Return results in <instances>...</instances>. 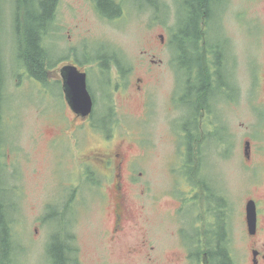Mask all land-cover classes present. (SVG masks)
I'll return each mask as SVG.
<instances>
[{"label": "rangeland", "instance_id": "374dc122", "mask_svg": "<svg viewBox=\"0 0 264 264\" xmlns=\"http://www.w3.org/2000/svg\"><path fill=\"white\" fill-rule=\"evenodd\" d=\"M179 1L119 0L124 12L110 19L100 14L96 0H58L56 15L43 40L48 54L53 50L56 54L55 65L48 69L49 86L44 87L35 82L19 57L17 0H0V74L7 140L0 147V167L6 175L4 184L12 190L7 195L0 186V193L8 202V218L14 220L15 264H55L52 258L57 245L62 246L67 262L64 241L54 238L57 232L53 226L58 227L59 222L50 218L59 210V202L70 195L75 204L71 234L78 264H186L185 259L179 262L169 257L176 247L170 235L174 228L170 213L178 205L176 194L181 187L175 172L180 153L177 127L180 129L179 118L187 116L179 106L183 105L179 98L183 81L175 66L177 48L171 44ZM215 9L213 36L220 39L222 48H231L236 90L232 101L218 105L221 116L217 119L228 126L230 141L227 148L213 149L207 176L226 188L224 195L232 216L230 248L236 262L251 264L257 253L253 248L264 251V230L260 228L258 236L250 238L246 221L250 199L258 201L264 216V0H218ZM35 10L40 11L39 4ZM184 24L182 21L178 27ZM100 50L116 51L132 67L125 82L114 67L106 74L109 78L104 77ZM83 54L88 59L81 63V69L88 74L95 100V110L87 120L78 118L68 107L56 81L62 65L82 59ZM255 62L257 74H253ZM137 77L143 80L138 82ZM138 85L142 86L140 91ZM105 114L117 120L113 134L97 127ZM199 125L203 127L199 129L200 141L204 122L199 121ZM189 127L193 130L194 124ZM247 139L252 142L250 160L244 155ZM118 144H124L128 163L133 162L135 169L132 181L126 168V178L119 182L131 196L130 204L140 212L137 218L145 231L131 232L134 239L115 244L119 249L109 234L115 204L110 189L116 181L101 173L95 155L98 149ZM86 158L93 179L86 180L81 174L80 164ZM187 183L192 187L191 181ZM200 187L198 201L202 199ZM66 218H70L69 213L59 216L63 221ZM261 223L264 227V220ZM143 234L149 246L145 255H125L127 243L143 247L136 243L137 237L144 240ZM49 245L53 256L49 255Z\"/></svg>", "mask_w": 264, "mask_h": 264}, {"label": "flooded vegetation", "instance_id": "af4514ba", "mask_svg": "<svg viewBox=\"0 0 264 264\" xmlns=\"http://www.w3.org/2000/svg\"><path fill=\"white\" fill-rule=\"evenodd\" d=\"M117 2H119V0H117ZM216 15L215 9V11L208 16V20L201 23V30H206L207 32L206 39H201L199 42V50L200 52L202 51V54H204L203 60L205 61V64L207 60V66L205 68V75L207 79H204L206 83L205 88L204 86H199L202 80V78L199 77V68L197 67L198 61L196 60L199 59V57L196 59L191 57L192 61L188 67H185V64H187L185 57L190 58L191 50H189L187 55L184 56L183 47H179L177 49L178 60L175 62L180 78L179 80L183 81L181 84L179 98L182 104H185V107L183 105L179 106L181 109H185L187 116L179 118L178 123H180V129L177 127L178 134L180 136V153L178 157V168L175 172L176 181H178L181 187H178L176 194L178 205L175 207L174 213H170V217L174 221V228L170 231V235L176 247L169 253V257L170 259H175L179 262L185 259L186 264H216L217 262H215V259H217L218 262L222 260L220 257V253L224 252L222 249L227 246L231 247L232 242V239L230 238V219L232 216L229 201L227 200V196L224 195V190H226V188L223 184L221 185L216 182L215 179L211 180L207 176L210 172V166L208 163L212 162L213 164V149L216 147L227 148L229 147L228 143L230 141L228 126L225 121L217 119V117L221 116L218 105L227 101H232L236 90V87L232 83L233 73L235 72L234 66L236 65L234 61L235 59L232 58L233 56L231 55V48L227 47V50L222 48L220 39L214 38L213 36L212 21ZM224 39L225 41L228 40L227 37H224ZM205 43H207V47L204 49L203 46ZM205 51H207L206 56ZM82 56V59L85 58L83 61L82 59L77 58L75 61L64 63L60 68V78H56V81L60 83V87L62 89L61 95H63L62 97H64L68 107L78 118H81V120H87L92 116L95 110V100L94 109L90 116L83 117L74 112L67 101L64 90V78L62 75V70L67 65L75 66L78 70L85 71L81 69V63L87 61L88 58L85 54ZM98 56L101 58L100 67L104 77H106V69H103V66H108L109 69H113L114 67L117 70V74L121 79V82L126 81L127 75L131 72L132 67L120 58L116 51L110 52L100 50ZM55 62L56 54L53 50L41 69L35 68L32 73L33 75L29 72V70L28 72L35 78L36 83L39 85L42 84L44 87H48L49 78H47V75L51 72V70L48 69L49 67L54 66ZM257 73H259L258 63L255 62V70L253 74ZM107 78L109 77L107 76ZM142 80V77H137L138 82ZM109 81L110 80L108 79V82ZM137 89L140 91L142 86L138 85ZM149 117L150 115L147 116V118ZM102 118L104 119L100 120V125H97V127L100 128L103 133H105V131L106 133H115L118 128L116 118H110L109 114H105ZM199 121H202V123L204 122L203 138L200 141L199 129L203 127H200ZM262 121L263 119L260 120L259 124H262ZM190 124H194L193 130L190 129ZM5 130V125L0 127V147L7 142ZM146 133H149L148 145L150 146L152 143L150 131ZM214 133L215 136L213 135ZM108 137L110 139L112 135ZM210 142L213 143V146L210 145ZM247 142H250V149L247 153L244 148V155L246 159L250 160L252 142L248 139L245 140V147ZM204 149H206V154L203 153ZM78 153L80 155L79 159L81 160V149ZM95 155L96 161L98 162L96 165L101 170V173L108 179L113 180V182L116 181V183H112V187L110 189L114 196L115 204L113 205L111 213V229L109 230V234L110 240L114 246L115 244L121 245L125 239H134L131 232L139 230L142 233H145V231L141 230L140 223L137 218V215L140 212L137 213L135 208L130 204L131 196L123 191L124 187H122V183L119 182V179L126 178V168L128 169L127 172L129 174L128 177L130 178V181L133 180V171L135 170L134 165L133 162L128 163V156L125 151L124 144L114 145L113 147L108 145L106 149H98L97 152H95ZM86 162L87 158L81 161V174L86 177V180L89 178L93 179L92 175L89 176L91 171L87 169V165L85 164ZM5 177L6 175L2 173V169L0 167V186H4L7 195H9V192L12 193V190L6 186V182L4 184V180L6 181ZM189 181L193 183L192 187H189L187 183ZM96 182L100 183V180H96ZM199 184L201 185L200 190L202 193V199H200V201L196 198L199 193L197 189ZM187 187L188 189L185 190ZM253 200L257 205L258 222L257 232L255 234H250V238L258 236L260 228L264 230L261 223V221L264 220V216L262 218V212L258 205V201L255 199ZM73 202L74 199L71 195L68 199L60 201L59 205L56 207L59 210L57 212L54 211L50 218V221L52 222H59L58 227L53 226L54 233L57 232L56 235L54 234V238L62 239L64 241L66 250L69 253V257L67 259L68 264H71L72 260H75V264H78L76 255L77 249L73 243L74 236L71 234L75 220V204H73ZM67 213L70 214V218H66L65 221L59 219V216H66ZM149 236L152 240V231L149 232ZM143 239L144 240L142 241L140 237H137L136 239L137 245H142L143 247H133L130 243H127L125 246L127 254L125 255L134 256L140 253L145 255L146 250L149 248L146 242V234H143ZM151 247L154 248V246ZM175 250L179 251L176 252ZM253 251H256L257 255L255 257L253 254L251 264H264V251L257 248H253ZM228 252L234 256L231 248H229ZM214 254H218V256ZM147 255H150V253H147ZM234 264H237L236 259H234Z\"/></svg>", "mask_w": 264, "mask_h": 264}, {"label": "trees", "instance_id": "16d2710c", "mask_svg": "<svg viewBox=\"0 0 264 264\" xmlns=\"http://www.w3.org/2000/svg\"><path fill=\"white\" fill-rule=\"evenodd\" d=\"M96 1V7L102 16L115 19L123 14V6L117 2V0ZM217 1L218 0H180L179 3L181 6L176 16L177 22L171 36L173 49L174 45L177 49L182 46L184 56H186L188 51L191 50L190 58L185 57V61L187 62L185 67L189 66L192 61L191 57L195 59L199 57V59H196L198 61L197 67L199 68V77L202 78L199 86H204V88L206 84L204 79H207L205 75L207 60L205 64V61L203 60L204 54L199 50V42L201 39H206L207 32L206 30H201V23L207 21L208 16L215 11V4ZM37 4L40 6L39 12L35 10ZM17 5L18 8H16L15 17L18 22V30H21L18 42L19 57L32 74L35 68L41 69L50 57L43 40L56 15L58 0H17ZM162 5H159L158 8H161ZM153 6H155L154 3ZM182 21L185 22L184 27H178V24L181 25ZM203 47L205 49L207 43H205ZM206 54L207 51H205V56ZM177 56L178 52L176 50L175 62L178 60ZM103 69H106V74H108L109 67L103 66ZM1 77L2 74H0V127L4 126L3 107L5 104ZM6 200L7 199L0 193V264H15L14 248L16 243L12 231L14 220L8 218L9 206ZM57 246L58 248L56 249L55 257L52 258L54 263L68 264L63 255L62 246ZM229 248L230 247L227 246L222 249L224 250V252L220 253L222 260L218 262V260L215 259V262H217L216 264H234L235 258L228 252ZM48 252L49 255L51 254L53 256L51 245L48 246ZM214 255L218 256V254ZM71 264H75V260H72Z\"/></svg>", "mask_w": 264, "mask_h": 264}, {"label": "water", "instance_id": "95a60500", "mask_svg": "<svg viewBox=\"0 0 264 264\" xmlns=\"http://www.w3.org/2000/svg\"><path fill=\"white\" fill-rule=\"evenodd\" d=\"M64 90L67 101L74 112L83 117H88L94 109V99L88 86V74L77 67L67 65L62 70ZM250 142L246 143L245 151L248 153ZM257 205L253 199L246 204V220L250 234L257 232ZM257 253L254 254L256 257Z\"/></svg>", "mask_w": 264, "mask_h": 264}]
</instances>
